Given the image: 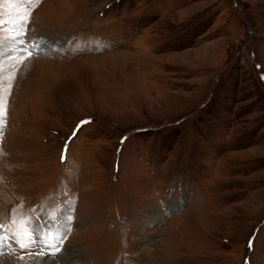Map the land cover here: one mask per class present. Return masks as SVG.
Here are the masks:
<instances>
[{
    "label": "rangeland",
    "instance_id": "1",
    "mask_svg": "<svg viewBox=\"0 0 264 264\" xmlns=\"http://www.w3.org/2000/svg\"><path fill=\"white\" fill-rule=\"evenodd\" d=\"M0 12L5 37L29 13L0 59V221L12 234L13 216L40 218L69 250L10 240L0 264H264V0Z\"/></svg>",
    "mask_w": 264,
    "mask_h": 264
},
{
    "label": "snow or ice",
    "instance_id": "2",
    "mask_svg": "<svg viewBox=\"0 0 264 264\" xmlns=\"http://www.w3.org/2000/svg\"><path fill=\"white\" fill-rule=\"evenodd\" d=\"M29 4L37 2V0H27ZM29 13L18 14L16 19L18 23L11 24V30L13 35L10 37H5L0 35V47L3 46L5 42L9 44V47H12L16 43L23 44V36L26 35L25 33V25L27 24V16ZM9 27L3 19V14L0 12V34L5 31V28ZM22 53L25 57L31 58L34 53L28 47H24L22 49ZM23 62V59L20 61ZM4 69L0 67V133L3 131V120H4V112H3V92L5 88V81H4ZM14 71V69H13ZM8 87H11L10 81L7 84ZM82 122V123H86ZM79 128V126H78ZM75 135V130H74ZM122 138V142H123ZM64 157H62L63 159ZM29 212L32 209H28ZM51 218V214H50ZM11 224L17 225L18 224V231L16 233L7 234L5 229L6 225L0 221V259L9 253H14L15 249L9 247H5L9 244L10 240H15L18 247L24 253H31L32 249H37L38 255H55L57 258L62 256L65 252L69 250L67 248H63V240L67 234L65 232L64 235L60 237L59 240L56 239L54 234H42L40 229L42 225L40 224V218H37L35 222L33 220L28 219L27 217H22L19 221H17L16 217L13 216L11 220ZM14 260H16V264H19L20 260L23 259V255L20 257H16L13 255Z\"/></svg>",
    "mask_w": 264,
    "mask_h": 264
},
{
    "label": "bare ground",
    "instance_id": "3",
    "mask_svg": "<svg viewBox=\"0 0 264 264\" xmlns=\"http://www.w3.org/2000/svg\"><path fill=\"white\" fill-rule=\"evenodd\" d=\"M41 39H38V45L36 47L39 46V48H41V44H40ZM27 46L31 49L32 48V44L28 43ZM44 46V45H43ZM20 47L18 46V44L16 43L15 45H13L12 47H9V45H5L4 47L0 48V59L6 57V54H9V52H12L16 55V52H18L17 50H19ZM13 56V55H12ZM7 60V59H6ZM6 62V61H5ZM59 235V233H58ZM42 258V257H41ZM39 259V258H38ZM42 262L40 264H52L50 259H44L41 260ZM7 260L4 261L3 264H7ZM16 262V261H15ZM39 262V261H38Z\"/></svg>",
    "mask_w": 264,
    "mask_h": 264
}]
</instances>
